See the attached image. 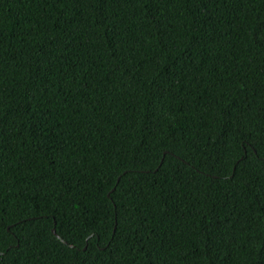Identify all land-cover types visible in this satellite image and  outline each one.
Instances as JSON below:
<instances>
[{
    "label": "trees",
    "instance_id": "trees-1",
    "mask_svg": "<svg viewBox=\"0 0 264 264\" xmlns=\"http://www.w3.org/2000/svg\"><path fill=\"white\" fill-rule=\"evenodd\" d=\"M0 264H264V0H0Z\"/></svg>",
    "mask_w": 264,
    "mask_h": 264
},
{
    "label": "water",
    "instance_id": "water-1",
    "mask_svg": "<svg viewBox=\"0 0 264 264\" xmlns=\"http://www.w3.org/2000/svg\"><path fill=\"white\" fill-rule=\"evenodd\" d=\"M53 232L56 234L55 228H53Z\"/></svg>",
    "mask_w": 264,
    "mask_h": 264
}]
</instances>
